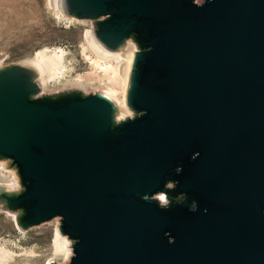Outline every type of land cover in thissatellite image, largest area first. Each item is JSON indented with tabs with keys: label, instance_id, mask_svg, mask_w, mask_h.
Listing matches in <instances>:
<instances>
[{
	"label": "water",
	"instance_id": "1",
	"mask_svg": "<svg viewBox=\"0 0 264 264\" xmlns=\"http://www.w3.org/2000/svg\"><path fill=\"white\" fill-rule=\"evenodd\" d=\"M63 2L106 50L137 44L135 116L0 67V160L22 185L0 210L24 230L61 217L67 264H264V0Z\"/></svg>",
	"mask_w": 264,
	"mask_h": 264
},
{
	"label": "rangeland",
	"instance_id": "2",
	"mask_svg": "<svg viewBox=\"0 0 264 264\" xmlns=\"http://www.w3.org/2000/svg\"><path fill=\"white\" fill-rule=\"evenodd\" d=\"M50 2L51 0H0V67L22 63L35 57L40 50L51 53L58 48L63 51L62 69L56 70L46 81L39 79L37 70V81L42 88L40 96L74 89L84 95L105 93L111 86V80L101 68H93L92 59L95 54L85 38L86 31L96 29L94 21L75 19L68 13L65 16L59 15ZM128 42L134 45L136 51L137 44L132 39H128L126 44ZM82 48H86V54ZM88 55L91 56L89 60L84 58ZM115 104V116L119 121L128 116L134 118L135 113L127 104L125 111H120L119 104ZM0 179V184L11 193L22 191L21 177L10 159L0 160ZM20 213V210H0V253L11 255L6 263L49 264L52 260L56 264H67L71 257L66 261L63 254H53L51 243L54 228L59 226L61 217L57 216L24 230L18 223ZM62 236L72 248L73 240ZM29 250L33 254L27 253Z\"/></svg>",
	"mask_w": 264,
	"mask_h": 264
},
{
	"label": "bare ground",
	"instance_id": "3",
	"mask_svg": "<svg viewBox=\"0 0 264 264\" xmlns=\"http://www.w3.org/2000/svg\"><path fill=\"white\" fill-rule=\"evenodd\" d=\"M50 3L54 5L55 10L59 15L65 16V14H67L63 8V0H51ZM85 38L89 42L87 44L89 45L90 50H92L95 54L94 58L92 59L93 68H101L106 73V76L111 80V86L106 90L107 93L106 91L105 93L103 92L104 96L111 101L114 100L113 103H118V109L120 111H125V109H127V105L129 104L127 103L128 83L130 81L129 72L132 69L131 64L133 58L136 56L134 45L128 42L126 47L122 50L119 48V50L116 49L114 51L106 50L105 47L99 44L100 42L94 37L93 30L91 29L86 31ZM82 49L84 54H86V48ZM62 53L63 51L58 50V48L53 49L51 53H47V50H40L37 52L35 57L29 60L27 59L20 64H27L35 71L38 70L39 79H41V81H46L50 78V76H52L53 73H55L56 70L58 71L62 69ZM84 58L89 60L91 59V56L88 55ZM120 120H124V118ZM0 186L4 185L0 184ZM51 243L54 250L53 254H63L64 260L66 261L69 259V257H71V247H69L68 241L65 239V237L61 235L58 225H56L54 228V237ZM27 253L33 254V251L29 250ZM9 258H11V255L6 253L3 254L2 252L0 253L1 264H5Z\"/></svg>",
	"mask_w": 264,
	"mask_h": 264
},
{
	"label": "flooded vegetation",
	"instance_id": "4",
	"mask_svg": "<svg viewBox=\"0 0 264 264\" xmlns=\"http://www.w3.org/2000/svg\"><path fill=\"white\" fill-rule=\"evenodd\" d=\"M167 185H168L167 188H172L173 187V183H169ZM161 197H163L164 199H161ZM157 198L164 205H168L170 203L169 199L166 197V195L163 192H161L160 194H158ZM177 200L178 201H183V200H185V196L179 195V197L177 198Z\"/></svg>",
	"mask_w": 264,
	"mask_h": 264
},
{
	"label": "snow or ice",
	"instance_id": "5",
	"mask_svg": "<svg viewBox=\"0 0 264 264\" xmlns=\"http://www.w3.org/2000/svg\"><path fill=\"white\" fill-rule=\"evenodd\" d=\"M161 199H164L163 197H161Z\"/></svg>",
	"mask_w": 264,
	"mask_h": 264
}]
</instances>
